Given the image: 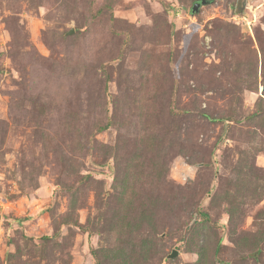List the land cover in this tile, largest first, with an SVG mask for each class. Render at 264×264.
I'll return each mask as SVG.
<instances>
[{
    "label": "rangeland",
    "instance_id": "rangeland-1",
    "mask_svg": "<svg viewBox=\"0 0 264 264\" xmlns=\"http://www.w3.org/2000/svg\"><path fill=\"white\" fill-rule=\"evenodd\" d=\"M193 1L0 0V264H264V0Z\"/></svg>",
    "mask_w": 264,
    "mask_h": 264
},
{
    "label": "water",
    "instance_id": "water-1",
    "mask_svg": "<svg viewBox=\"0 0 264 264\" xmlns=\"http://www.w3.org/2000/svg\"><path fill=\"white\" fill-rule=\"evenodd\" d=\"M203 4H206V1L205 0H202L201 2H197L194 6V12H197L199 11L200 7L203 5ZM73 32V31H72ZM178 250H173L172 253L169 255L170 258H174L178 255Z\"/></svg>",
    "mask_w": 264,
    "mask_h": 264
},
{
    "label": "trees",
    "instance_id": "trees-1",
    "mask_svg": "<svg viewBox=\"0 0 264 264\" xmlns=\"http://www.w3.org/2000/svg\"><path fill=\"white\" fill-rule=\"evenodd\" d=\"M202 0H194L193 1V6H192V13L193 14H195V12H194V6H195V4L197 3V2H201ZM206 1V0H205ZM206 2H208V1H206ZM107 128V125H105V126H101L100 127V130H104V129H106ZM46 239H49V237H45Z\"/></svg>",
    "mask_w": 264,
    "mask_h": 264
}]
</instances>
